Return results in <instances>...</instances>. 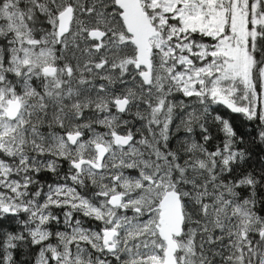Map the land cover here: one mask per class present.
<instances>
[{
    "label": "snow or ice",
    "instance_id": "obj_1",
    "mask_svg": "<svg viewBox=\"0 0 264 264\" xmlns=\"http://www.w3.org/2000/svg\"><path fill=\"white\" fill-rule=\"evenodd\" d=\"M0 264H264V0H0Z\"/></svg>",
    "mask_w": 264,
    "mask_h": 264
},
{
    "label": "flooded vegetation",
    "instance_id": "obj_2",
    "mask_svg": "<svg viewBox=\"0 0 264 264\" xmlns=\"http://www.w3.org/2000/svg\"><path fill=\"white\" fill-rule=\"evenodd\" d=\"M61 164L66 169L67 165L64 164L63 161H61ZM61 175H63V172H61ZM34 179L35 180H39L41 183H51L52 182V178H51V174L50 173H44V172H42L41 174L35 176ZM45 191H47L46 188H45ZM53 212H54V214H60V213H58V210H55V209L53 210ZM84 226L85 227H89V226H92V225H89V224L85 223ZM57 230H60V231L65 230L62 223H61V226L59 227V229H57ZM53 243H55V240H53Z\"/></svg>",
    "mask_w": 264,
    "mask_h": 264
},
{
    "label": "trees",
    "instance_id": "obj_3",
    "mask_svg": "<svg viewBox=\"0 0 264 264\" xmlns=\"http://www.w3.org/2000/svg\"><path fill=\"white\" fill-rule=\"evenodd\" d=\"M175 99H184V102L187 104V103H195L194 101H190L189 99H186V98H183L182 96H180L179 94H177V96L175 97ZM124 119H131V117H128V116H125ZM137 127H139V125H137ZM103 129H99L98 128V131H102ZM87 135V133H86Z\"/></svg>",
    "mask_w": 264,
    "mask_h": 264
},
{
    "label": "rangeland",
    "instance_id": "obj_4",
    "mask_svg": "<svg viewBox=\"0 0 264 264\" xmlns=\"http://www.w3.org/2000/svg\"><path fill=\"white\" fill-rule=\"evenodd\" d=\"M98 130V129H97ZM94 227V225H92Z\"/></svg>",
    "mask_w": 264,
    "mask_h": 264
}]
</instances>
